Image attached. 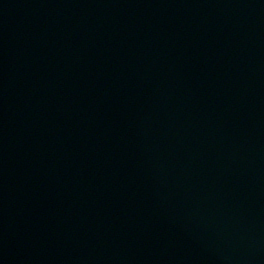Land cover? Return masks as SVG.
Segmentation results:
<instances>
[{
    "label": "water",
    "instance_id": "obj_1",
    "mask_svg": "<svg viewBox=\"0 0 264 264\" xmlns=\"http://www.w3.org/2000/svg\"><path fill=\"white\" fill-rule=\"evenodd\" d=\"M0 264H264V0H0Z\"/></svg>",
    "mask_w": 264,
    "mask_h": 264
}]
</instances>
